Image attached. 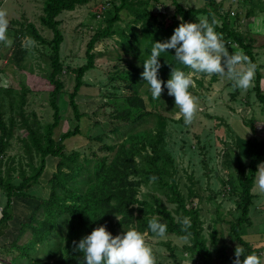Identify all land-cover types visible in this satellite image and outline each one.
Returning <instances> with one entry per match:
<instances>
[{"label": "trees", "instance_id": "trees-1", "mask_svg": "<svg viewBox=\"0 0 264 264\" xmlns=\"http://www.w3.org/2000/svg\"><path fill=\"white\" fill-rule=\"evenodd\" d=\"M93 1L46 0L40 23L52 31L51 41L31 23L15 34L16 48L11 61L21 70H24V64L30 56L29 49L24 48L19 40L21 36H28L42 46L51 47L48 80L52 87L49 97L53 122L43 125L35 112L26 111L28 95L33 91L23 88L19 93L13 87L0 86V199L2 194L7 198L5 206L0 205V238L10 231L12 223L20 216L15 214L17 205H23L22 202L27 207H32V201L38 202L30 221L22 220L19 237L10 246L11 256L7 264H81L82 256L75 251L73 242L78 243L94 228L103 225L115 236L122 233L124 228L132 227L143 235L155 237L148 229V222L157 216L167 224L166 235H174L183 240L185 235L188 236L189 245L184 250L193 258L192 263L233 264L235 255L229 254L217 230L213 231L210 239L215 251L209 245L202 210L196 203L201 198L200 195L193 187H190L187 194L180 188L177 179L178 163L169 150L167 140L168 126L172 120L161 112V109H165V104L175 106L174 97L169 96L164 89L160 99L154 100L141 73L142 62L150 54L152 43L168 40L182 22L195 23L200 18H215L218 22L216 31L222 36L229 52L234 51L231 44L236 43L250 62L257 66L254 92L264 105L263 66L258 64L252 42L249 43L244 33L235 25L236 21L243 20V16L238 13L233 17L221 0H208L207 6L203 8H186L178 0H173L175 13L165 23L157 8L160 0H113L108 3L104 8L111 6L113 13L110 12L103 21L105 26L100 27L91 38L86 50V65L70 70L75 76L76 84L72 92L68 93L69 106L78 125L57 139L56 130L63 120L58 97L66 89L63 80L66 68L61 56L65 34L59 17L64 12H74ZM242 1L250 5L245 15L249 25L254 20L256 7L262 4L260 8L264 10V1L261 3L262 0H259L260 4L255 3V0ZM96 11L97 17L103 18V8H97ZM124 12L132 17L127 30L117 26L122 22ZM117 34L122 37L120 46L125 54L131 55L136 63L132 64L127 60V67L123 70L118 68L111 77V80L121 81L123 88L127 90L123 103L112 114L113 119L131 121L135 126L139 122L144 125L152 121L153 127L146 125L128 131L116 127L113 132L120 134L119 143L104 144L102 136L95 139L101 143L102 151L109 152L107 156L99 157L92 152V158H83L81 151L67 152L66 147L68 140L82 135L80 124L85 114L80 111L77 99L85 85L86 75L96 68L98 44L113 39ZM173 55L174 50H168V53H163L159 58L162 65L159 78L163 81L170 78L174 65L185 72L190 71L177 64ZM115 90L120 91L122 88L116 86ZM144 96L153 106V111L148 110ZM7 98L11 99L9 106L13 112L8 121L5 110ZM248 125L253 131V136L247 142L249 164L246 165L238 157L237 174L228 183L230 192L238 197L236 212L239 214L231 223L230 233L246 255L255 254L260 264H263V250L253 247L242 236L243 227L252 224L250 212L254 205V177L257 166L264 162V139L257 136L256 121H250ZM18 129L25 131L20 142L27 159L26 165L21 161L17 162L16 158H11L8 163L4 162ZM50 157L55 158L53 162L57 163L46 184L50 194L47 198H42L35 195L33 189L43 186L42 178ZM226 164H232L228 155ZM143 187H151L154 192L140 198ZM168 204L176 208L171 210ZM185 219L190 222L187 232L182 230ZM27 231L31 232V238L23 245L19 244V238ZM168 247L176 259L174 250ZM243 258L242 255L240 259Z\"/></svg>", "mask_w": 264, "mask_h": 264}, {"label": "rangeland", "instance_id": "rangeland-1", "mask_svg": "<svg viewBox=\"0 0 264 264\" xmlns=\"http://www.w3.org/2000/svg\"><path fill=\"white\" fill-rule=\"evenodd\" d=\"M45 1L0 0V11L6 12L9 21L7 37L11 41L10 44L0 42V86L13 87L19 93L23 88L33 91L28 95L26 111L35 112L43 125L53 122V110L49 97L52 87L48 80L51 47L42 46L28 36H21L19 40L22 46L30 51V56L24 64V70L17 68L11 60L14 58L16 48L15 34L29 23L36 25L47 40L53 39L52 31L40 23ZM112 1L94 0L87 6L79 7L74 12H64L59 17L65 34L61 56L66 68L63 76L66 89L58 97L63 120L56 130L57 139L78 125L69 106L68 93L72 92L76 84L75 76L70 70L86 65L88 44L95 32L105 26L103 21L108 18L110 12L113 13L111 6L104 8ZM221 1L225 3L226 10L235 11L243 16L244 22H238V20L235 25L244 33L247 41L252 42L258 64L263 66L264 93V10L260 8L262 4L256 7L254 20H251L252 23L248 25L245 15L250 5L242 3V0ZM178 2L186 8H203L208 4V0H178ZM255 3L260 4V1L255 0ZM97 8H103L105 11L103 18L97 17ZM157 8L165 23L170 21L175 13L173 0H160ZM131 22L132 17L124 12L122 22L117 26L127 30ZM122 41V37L117 34L113 39H108L97 46L96 68L86 75L85 85L77 99L80 111L85 114L80 124L82 135L66 142L67 152L81 151L83 158H92V152L97 153L99 157H104L109 152L100 149L101 143L95 141L97 137L102 136L104 144H117L120 142V134L113 132L116 127H121L125 131L146 125L153 127L152 121L144 125L139 122L135 126L131 121L122 122L113 119L112 114L123 103L127 90L123 88L121 81L111 80V77L115 75L118 68L123 70L127 67V60H130L132 64L136 63L131 55L125 54L120 46ZM234 51L245 54L242 49H234ZM193 79L195 84L191 87V93L196 98L197 111L191 124L184 123L178 107L165 104V109H161V112L172 120L168 126V147L178 163L177 179L182 192L187 194L190 187H193L201 197L196 200V203L202 210L205 236L209 240L211 249L215 251L210 239L213 231L217 230L229 254L233 256L236 247H240L230 233L231 223L239 216L236 212L238 197L230 192L228 183L229 179L237 174L238 157L246 165L249 164L247 142L253 136V131L248 123L256 121L261 125L264 124V105L259 102L254 92L256 74L251 86L246 90L234 88L231 81L219 75L193 74ZM116 86L122 90H115ZM144 91L145 88L142 90L143 94ZM144 98L148 110L153 111V106L147 97L144 96ZM10 103L11 99L7 98L5 104L7 121L13 114L10 111ZM147 120L150 119L147 118ZM24 136V130L16 131L11 148L4 159L5 163H8L11 158H16L17 162L21 161L26 165L27 159L20 142ZM257 136L264 139L260 133ZM227 155L232 160L229 166L226 164ZM49 160L46 173L42 178L43 186L33 189L35 195L42 198H47L50 194V189L46 187V184L51 173L55 171L54 167L57 163V161L53 162L55 158L50 157ZM150 192H154L151 187H143L140 198H144ZM253 194L254 205L250 212L252 224L243 227L242 236L253 247L263 250L264 264V195L259 194L255 187ZM6 200V196L2 194L0 205L4 207ZM21 204L23 205H17L15 209V214L20 215L17 221L12 223L10 231L0 238V264H7L10 260V246L19 237L23 221H30L38 202L32 201V207H27L22 202ZM168 208L174 210L176 207L168 204ZM144 237L146 243L152 248L156 264H176V262L195 264V262L192 263L191 255L184 250L185 246L189 245L188 241L174 235L155 238L144 234ZM30 238L31 232L27 231L22 234L18 243L23 245ZM168 246L174 250L176 259ZM216 264L222 263L217 262Z\"/></svg>", "mask_w": 264, "mask_h": 264}, {"label": "clouds", "instance_id": "clouds-1", "mask_svg": "<svg viewBox=\"0 0 264 264\" xmlns=\"http://www.w3.org/2000/svg\"><path fill=\"white\" fill-rule=\"evenodd\" d=\"M218 22L215 18H200L195 23L182 22L165 42L152 43L150 54L142 62V79L154 100L160 99L164 89L174 97L186 125L192 123L197 111L196 98L190 92L196 75H219L232 82L236 89H248L255 77L257 66L249 61L242 52H229L222 36L216 31ZM9 21L7 14L0 11V42L10 44L7 37ZM168 50H174L177 64L188 68L172 67L170 78L163 81L159 78L160 57ZM173 65V64H171ZM163 85V87H162ZM254 187L264 195V162L257 166ZM118 219V217H117ZM190 222L183 221V231L187 232ZM149 231L155 238H163L167 233V224L162 218L153 217L148 222ZM188 236L184 239L187 241ZM75 251L82 256L81 264H156L152 248L146 243L144 235L135 228H124L115 236L105 226L94 228L90 234L73 242ZM244 256L243 260L240 259ZM233 264H260L255 254H245L242 247H236Z\"/></svg>", "mask_w": 264, "mask_h": 264}, {"label": "built area", "instance_id": "built-area-1", "mask_svg": "<svg viewBox=\"0 0 264 264\" xmlns=\"http://www.w3.org/2000/svg\"><path fill=\"white\" fill-rule=\"evenodd\" d=\"M231 15H232L233 17H235V16L237 15V13H236L235 11H233V12H231ZM242 21L244 22V20H242ZM231 46H232L233 49H240V46H239L238 44H236V43L231 44ZM256 130L258 131V132H257V135H258V133H260V136H261L262 138H264V124H263V125L259 124V126L257 125V126H256ZM1 210H2V209H1Z\"/></svg>", "mask_w": 264, "mask_h": 264}, {"label": "crops", "instance_id": "crops-1", "mask_svg": "<svg viewBox=\"0 0 264 264\" xmlns=\"http://www.w3.org/2000/svg\"><path fill=\"white\" fill-rule=\"evenodd\" d=\"M259 124H261V123H257V122H256V126L259 125Z\"/></svg>", "mask_w": 264, "mask_h": 264}]
</instances>
